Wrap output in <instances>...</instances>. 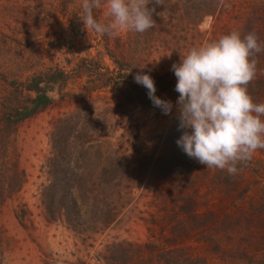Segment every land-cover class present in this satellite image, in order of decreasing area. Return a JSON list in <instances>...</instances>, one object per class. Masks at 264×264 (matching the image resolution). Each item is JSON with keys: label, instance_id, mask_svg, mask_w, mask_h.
Instances as JSON below:
<instances>
[{"label": "rangeland", "instance_id": "rangeland-1", "mask_svg": "<svg viewBox=\"0 0 264 264\" xmlns=\"http://www.w3.org/2000/svg\"><path fill=\"white\" fill-rule=\"evenodd\" d=\"M163 1L159 0L158 4L156 0H148L147 7L155 9L152 14L155 28L142 34L122 30L110 37L113 55L131 54L126 46L130 43L133 54H149L148 62L156 71L171 74L172 65L179 64L191 48L232 31L246 35L247 27H253L255 22L254 13L259 15V20L253 31L260 30V41L264 45V0H219L214 11L203 15L182 39L164 25L168 23L166 16L176 13L174 0H165L171 4L166 12L161 11ZM198 1L202 8L203 0ZM62 2L0 0V33L10 37L3 43L0 41V55L15 56L16 65L21 55L39 52L47 55L49 67L65 66L63 69L69 72L71 68L66 67V60L75 64L86 54L105 53L93 40L95 35L91 30L85 39L75 43L71 52L54 47L64 42L66 33L82 19V0H73L66 12L53 11L64 5ZM103 3L106 4V0ZM106 13V6H102L94 11V16L98 22L109 23L111 18ZM36 19L40 22L36 23ZM32 41L42 44L32 48ZM166 49L169 50L165 52ZM261 53L257 68L264 79V51ZM102 62L101 67L113 70L110 58L105 56ZM99 72L104 74L101 77L108 87L85 91L75 82L61 81L48 93L51 103L18 125L19 163L25 182L15 202L6 205L0 214L2 264H99L117 245L133 247L149 264H264L261 260L264 246L260 244L263 241L258 239L264 233V150H257L236 175L240 178L237 186L231 185L232 176L226 170L209 169L201 164L192 169L191 158L185 159L186 154L174 148L183 132L177 130L178 97L167 93L159 95L160 99L173 104L171 114L164 115L158 107L134 101V94L128 93L126 86L119 92L113 85V73L106 75L103 69ZM83 78L86 80L85 76ZM24 94L30 95L26 91ZM254 102L264 103V93ZM60 120L69 122L62 131L70 135L68 150L92 146L84 164H89L87 172L92 173L95 186L102 166L120 162L127 167L125 179H116L110 189L87 195L85 206L95 211L109 206L116 212L115 221L107 227L90 223L82 215L86 222L72 228L63 219H49L46 214L41 193L52 178L51 136ZM75 136L79 140H75ZM93 151H98L99 155L94 156ZM174 153L187 165L184 169L171 164L167 167L161 162L162 159L166 162ZM87 172H81L83 178H88ZM221 178H228V182L221 184ZM232 186L238 188V194L229 191ZM227 195L234 196L229 199ZM237 197L240 200L236 203ZM20 209L27 211L23 226L14 217ZM207 214L236 220L214 226L215 223L202 221ZM177 219L189 228L191 234L187 238H175ZM191 220L194 221L191 223ZM222 227L228 228L226 233L221 232ZM236 236L240 242H236ZM249 241L256 250L249 249L252 247L247 245ZM168 250H174L175 254L166 255Z\"/></svg>", "mask_w": 264, "mask_h": 264}, {"label": "trees", "instance_id": "trees-1", "mask_svg": "<svg viewBox=\"0 0 264 264\" xmlns=\"http://www.w3.org/2000/svg\"><path fill=\"white\" fill-rule=\"evenodd\" d=\"M25 1L30 2L31 0ZM35 1L39 3V0ZM62 1L64 5L57 7V9L53 8V11L60 10L61 13L66 12L68 8H70L68 4L73 3V0ZM218 2L219 0H203L204 5L201 8L198 0H174L173 6L176 8V13L172 12V17L166 16L168 23H164V25L165 27L173 29L172 33L181 36L180 38L182 39L184 34H188V31H192L195 28L197 22L203 15H207L214 11ZM170 5L169 1L164 0L161 5V11L166 12L168 9L167 7ZM68 14L67 12L65 16H68ZM254 14L252 19L256 22L259 20V15L257 13ZM36 21V23L40 22L38 19H36ZM255 22H253V27L252 25L247 27L248 30L245 31L244 34L247 35L248 33L255 32L253 31L255 29ZM75 25L72 30L66 33V40L58 45H54V47H62L71 52L75 43L86 38L88 32L85 30L82 20H77ZM1 31L4 32V30ZM14 32L15 29H13L12 33ZM255 34L258 36L259 42L261 43L260 30L255 32ZM94 35L93 40L97 41L96 44L101 45L106 52H98L95 56L86 54L75 64L66 60V67L71 68L69 72L63 69L65 66H56V68L49 67L46 63L47 55L40 54L39 52H29L27 56H25V54L21 55L16 65L15 56L0 55V214L6 205H11L15 202L25 182V175L19 163L20 157L17 140L18 125L24 119L32 117L51 103L48 93L54 89L53 86H59L61 81H68V83H77L79 86L78 88L85 91L97 90V88L100 87H108L107 81L101 77L104 74L99 72L100 69H103L106 75L109 73L115 75L113 85H115V88L119 92L120 90L123 91L124 86H126V91L134 94V101L138 102L139 100L148 106L154 107L152 101L148 97L147 89L135 83L134 77L137 73L147 74L152 77L155 82V95L157 97L163 93L179 96V93L175 91L177 78L174 72H171V74L169 72L163 74L160 73L162 70L156 71L152 67L151 62H148V59H150L149 54L148 56L144 55V52L133 54L130 43H128L126 46L130 48L131 54L118 53L113 55V51L111 50V38L107 35L100 36L96 33H94ZM9 38L7 34L0 33L1 43ZM32 42V48L42 44L40 41ZM163 44V46L166 47L165 41H163ZM168 50L169 49H166L164 51L166 52ZM261 54L262 53L256 54L254 58L256 60L257 58L259 59ZM105 56L110 58L113 62L114 68L111 71H109L108 68L101 67ZM26 73H31V75L26 76ZM259 73V69L257 68L255 79L247 86L248 94L253 98V101L257 100L258 97L264 93V79L259 76ZM84 76L86 80L83 78ZM96 84H100V86L96 87ZM25 91L30 93V95H25ZM31 94H33V96H31ZM67 125H69L67 120L58 121V125L51 136L53 156L49 166H51L50 173L52 178L41 193V199L46 214L49 219H63L64 222L72 228L81 227L83 222H86L82 219V215L88 218L90 223L97 222L101 226L107 227L115 221L117 217L116 212L109 206H106V210L104 208L103 211L105 212L102 210L95 211L93 207L85 206L87 195L102 192L104 189H110L112 183L114 184L116 179H125L127 167L120 162L109 166H102L99 169V181L95 186L96 180L93 182L92 173L87 172L89 164H84L88 158L87 151L92 149V146L89 148L82 146L77 150H68L67 142L70 135L63 134L62 132ZM60 126L61 128L58 133ZM57 133L58 136H56ZM73 138L79 140L77 139L78 136ZM174 148L177 150L179 148L176 143ZM93 152L94 156L97 157L99 155L98 151ZM187 158L186 155L185 159ZM167 159L166 162H164L163 159L161 160L167 167L170 166V164L171 166L179 165L183 169L187 166L183 160L179 159L178 153H174V156L170 158L167 157ZM190 160L193 164L192 169L200 166V163L195 159L191 158ZM82 171H84V173L87 172V179L83 178ZM186 171L187 170H184V172ZM230 179L231 185H239V177L232 176ZM224 182H228V178H221V184ZM124 184H122L121 187ZM234 186H232L229 191L234 190L233 193L237 191L238 194V188ZM231 196L234 195H227L229 199ZM75 197H77L79 203ZM239 200L240 198L237 197L235 200L236 203L239 202ZM184 209L189 211L186 208ZM26 214L27 211L24 209L18 210L16 214L14 213V217L19 221L21 226H23L22 222ZM235 220L236 219L231 220L226 216H213L212 214H207L206 217L202 219L206 224L215 223L216 225L214 226L230 224ZM193 221L194 220H191V223ZM174 229L177 231L175 238H187L191 234L189 228H187L180 219L175 221ZM222 229L223 231L221 232L223 233H226L228 230L227 227H222L221 230ZM1 232L0 229V233ZM258 239L263 241L260 244L264 246V233H262ZM236 242H240L237 236ZM0 243L3 244V234L0 235ZM247 245L252 246L249 247V249L256 250L253 248L255 246L251 245V241H249ZM129 247V245H117L116 250L115 247H112L108 255L104 257L103 262L99 264H149L145 258L137 255L138 250H135L133 247L129 249ZM135 248L140 250L138 247ZM165 254L172 256L175 254V251L168 250L165 251ZM3 256L4 251H2L0 247V264H2L4 260ZM261 260L264 261V257Z\"/></svg>", "mask_w": 264, "mask_h": 264}, {"label": "clouds", "instance_id": "clouds-1", "mask_svg": "<svg viewBox=\"0 0 264 264\" xmlns=\"http://www.w3.org/2000/svg\"><path fill=\"white\" fill-rule=\"evenodd\" d=\"M159 4V0H156ZM148 0H82L85 30L112 37L122 30L144 33L156 27ZM106 6L109 23L98 22L94 10ZM264 51L255 32L243 37L238 31L191 48L179 64L172 65L175 91L177 146L209 169L236 176L257 150H264V103H255L248 85L257 75L256 54ZM135 83L147 89L154 107L170 115L171 101L155 95L150 75L137 73Z\"/></svg>", "mask_w": 264, "mask_h": 264}]
</instances>
